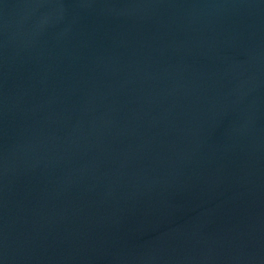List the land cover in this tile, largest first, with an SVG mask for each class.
Instances as JSON below:
<instances>
[{"label":"water","instance_id":"1","mask_svg":"<svg viewBox=\"0 0 264 264\" xmlns=\"http://www.w3.org/2000/svg\"><path fill=\"white\" fill-rule=\"evenodd\" d=\"M0 264H264V0H0Z\"/></svg>","mask_w":264,"mask_h":264}]
</instances>
